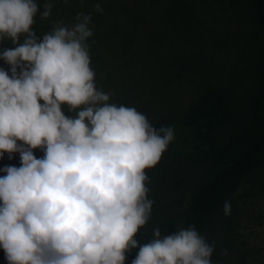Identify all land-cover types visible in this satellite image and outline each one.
<instances>
[{"label":"trees","instance_id":"obj_1","mask_svg":"<svg viewBox=\"0 0 264 264\" xmlns=\"http://www.w3.org/2000/svg\"><path fill=\"white\" fill-rule=\"evenodd\" d=\"M35 2L32 28L41 41L54 22L70 27L78 13L91 14L87 43L97 88L114 93L109 103L146 114L157 130H174L159 163L146 170L154 203L139 244L157 227L164 236L195 226L215 245L212 264H264V0ZM46 2L54 7L43 19ZM14 47L0 41V52ZM0 68L11 75L2 59ZM62 111L76 115L67 105ZM13 155L5 153L0 169L20 166ZM0 264H8L2 248Z\"/></svg>","mask_w":264,"mask_h":264},{"label":"clouds","instance_id":"obj_2","mask_svg":"<svg viewBox=\"0 0 264 264\" xmlns=\"http://www.w3.org/2000/svg\"><path fill=\"white\" fill-rule=\"evenodd\" d=\"M53 7L46 2L41 18ZM95 9L103 11L100 3ZM38 10L35 0H0V41L16 45L0 52L11 72L0 68V159L19 153L21 161L0 169V248L8 264H125L136 248L132 264H212L215 245L195 226L164 236L157 227L139 244L154 203L146 170L159 163L174 130H157L146 114L109 103L114 93L97 88L91 14L78 13L70 27L54 22L41 41L32 28ZM63 105L76 115L65 116ZM223 213L231 214L229 200Z\"/></svg>","mask_w":264,"mask_h":264},{"label":"rangeland","instance_id":"obj_3","mask_svg":"<svg viewBox=\"0 0 264 264\" xmlns=\"http://www.w3.org/2000/svg\"><path fill=\"white\" fill-rule=\"evenodd\" d=\"M263 229H261L260 231H262ZM263 233H262V236H264V230L262 231ZM260 239H261V237H260ZM260 239H258V240H260ZM258 242H260V241H258Z\"/></svg>","mask_w":264,"mask_h":264}]
</instances>
